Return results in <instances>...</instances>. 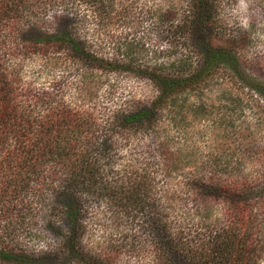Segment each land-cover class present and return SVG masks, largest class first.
<instances>
[{"label": "trees", "instance_id": "16d2710c", "mask_svg": "<svg viewBox=\"0 0 264 264\" xmlns=\"http://www.w3.org/2000/svg\"><path fill=\"white\" fill-rule=\"evenodd\" d=\"M116 1L0 0V264H109L110 256L90 242L88 204L103 205L117 226L124 224L117 238L137 256L146 252L151 261L175 264H253L258 257L245 215L250 186L207 181L197 169L195 177H182L183 200L167 188L172 172L188 168L191 158L170 149L169 128L183 132L189 113L198 119L207 114L203 104L190 105L186 92L220 66L242 77L235 39L216 18L220 0L180 3L168 20L175 38L169 56L144 65L130 53L106 59L79 33V5L99 12ZM51 14L59 15L56 22ZM20 56L62 60L93 74L136 72L157 96L101 109L93 99H64L60 91L21 85L11 67ZM244 81L264 98V85ZM135 136L149 138L151 153L120 164L118 140L130 143ZM207 197L226 205V221L205 225L212 213Z\"/></svg>", "mask_w": 264, "mask_h": 264}, {"label": "rangeland", "instance_id": "374dc122", "mask_svg": "<svg viewBox=\"0 0 264 264\" xmlns=\"http://www.w3.org/2000/svg\"><path fill=\"white\" fill-rule=\"evenodd\" d=\"M183 1L117 0L114 7L99 12L93 8L89 11L90 5L83 4L77 8L76 24L82 37L106 59H123L122 54L130 53L136 64L161 62L167 59L175 41L168 20H172V14ZM218 6L216 18L231 30L235 39L233 47L242 77L220 66L196 90L186 92L190 105L203 104L207 114L198 119L189 113V124L183 132L180 128H169L166 135L172 138L170 149L174 153L185 150L191 158L188 168L181 166L172 172L173 179L168 181L167 188L172 186L176 191L173 196L183 200L186 187L182 177L185 174L195 177L197 169H201L200 175L207 181L216 179L250 186L245 215L251 228L250 242H254L258 257L253 264H264V98L244 81L252 78L264 85V0H220ZM55 16L59 15L51 14V22H56ZM12 62L21 85L40 91H60L64 99H93L91 104L99 109L128 101L146 104L157 96L154 86L136 72L103 75L94 71L93 74L70 62L38 57L20 56ZM132 68L137 70L135 66ZM94 76L96 84L91 83ZM163 137L162 134L157 141ZM117 146L120 164L131 160L130 157L146 159V153L152 151L148 137L135 136L130 143L118 140ZM206 199L208 214L212 213L210 220L205 219V225L213 222L219 225L229 218L221 200ZM87 210L90 242L94 249L110 256L109 264H175V261H151L146 252L132 254L117 238L124 231L123 223L117 226V221L104 212L103 205L88 204ZM215 227L211 226L207 232ZM199 232L208 235L204 229Z\"/></svg>", "mask_w": 264, "mask_h": 264}]
</instances>
